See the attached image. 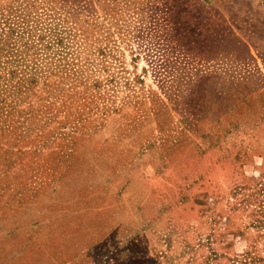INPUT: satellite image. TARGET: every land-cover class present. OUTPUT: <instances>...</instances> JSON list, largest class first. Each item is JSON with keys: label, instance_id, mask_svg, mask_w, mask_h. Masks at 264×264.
<instances>
[{"label": "rangeland", "instance_id": "1", "mask_svg": "<svg viewBox=\"0 0 264 264\" xmlns=\"http://www.w3.org/2000/svg\"><path fill=\"white\" fill-rule=\"evenodd\" d=\"M0 264H264V0H0Z\"/></svg>", "mask_w": 264, "mask_h": 264}]
</instances>
